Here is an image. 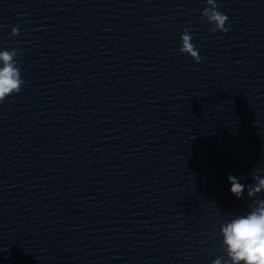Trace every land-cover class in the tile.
<instances>
[{
    "label": "clouds",
    "instance_id": "1",
    "mask_svg": "<svg viewBox=\"0 0 264 264\" xmlns=\"http://www.w3.org/2000/svg\"><path fill=\"white\" fill-rule=\"evenodd\" d=\"M206 7L202 10L201 16L212 27L210 31H220L227 33L229 27H225L229 22V17L219 11L216 0H205ZM12 35H18V29L12 28ZM181 47L179 51L189 55L197 64L201 62L198 49L191 42L192 35L190 30L185 29L181 35ZM18 50L0 51V103H3L11 94L18 93L25 84L21 76L20 69L17 67L15 57ZM262 169H257L252 174L254 184L247 186V196H256L264 190V175ZM245 177L237 178L233 175L228 176L231 184L230 192L238 199L245 191V185L240 182ZM220 235L222 245L228 259H215L212 264H264V200L253 201V206L244 214L236 216L230 221L221 224Z\"/></svg>",
    "mask_w": 264,
    "mask_h": 264
}]
</instances>
